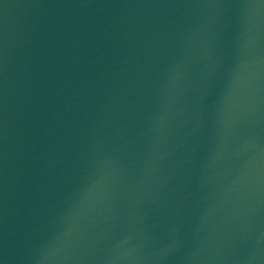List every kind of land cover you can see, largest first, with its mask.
Returning <instances> with one entry per match:
<instances>
[{
    "label": "water",
    "instance_id": "1",
    "mask_svg": "<svg viewBox=\"0 0 264 264\" xmlns=\"http://www.w3.org/2000/svg\"><path fill=\"white\" fill-rule=\"evenodd\" d=\"M264 264V0H0V264Z\"/></svg>",
    "mask_w": 264,
    "mask_h": 264
},
{
    "label": "clouds",
    "instance_id": "2",
    "mask_svg": "<svg viewBox=\"0 0 264 264\" xmlns=\"http://www.w3.org/2000/svg\"><path fill=\"white\" fill-rule=\"evenodd\" d=\"M48 259V257L46 255H41L39 258V262L38 264H44V262Z\"/></svg>",
    "mask_w": 264,
    "mask_h": 264
}]
</instances>
